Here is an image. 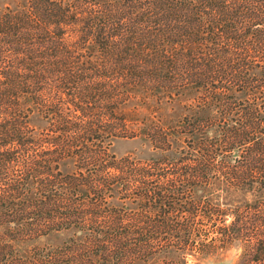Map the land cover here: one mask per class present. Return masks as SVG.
Wrapping results in <instances>:
<instances>
[{
  "label": "trees",
  "instance_id": "1",
  "mask_svg": "<svg viewBox=\"0 0 264 264\" xmlns=\"http://www.w3.org/2000/svg\"><path fill=\"white\" fill-rule=\"evenodd\" d=\"M116 137L152 155L116 157ZM230 251L264 264V0L0 7V264Z\"/></svg>",
  "mask_w": 264,
  "mask_h": 264
},
{
  "label": "rangeland",
  "instance_id": "2",
  "mask_svg": "<svg viewBox=\"0 0 264 264\" xmlns=\"http://www.w3.org/2000/svg\"><path fill=\"white\" fill-rule=\"evenodd\" d=\"M25 1L26 0H0V7H15L16 5L23 4ZM161 113L174 118L181 114V109L176 105H173L172 107L167 106L163 107ZM30 121L35 127H40L43 124L42 120L38 117V115H36L35 112L31 114ZM110 152L116 157H120L125 154H131L145 158L152 155V152L149 150L145 141H142L140 138L127 137L113 138L110 144ZM59 169L62 172L67 173L72 170V166L69 162L61 163ZM83 174H85V172ZM215 193L225 196L224 191H214V194ZM70 234L71 231L51 232L33 240L13 241V246L20 256L29 257L33 247L47 246V249H50L51 251L56 245H60L63 241H66ZM234 253V251H230L224 255L208 257L188 256L187 264H233L235 259ZM171 258H173L172 255H161L148 259L147 261H137L132 264H171Z\"/></svg>",
  "mask_w": 264,
  "mask_h": 264
}]
</instances>
